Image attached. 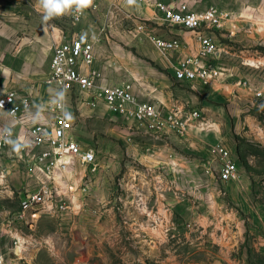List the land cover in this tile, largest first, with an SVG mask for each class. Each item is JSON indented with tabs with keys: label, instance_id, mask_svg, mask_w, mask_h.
<instances>
[{
	"label": "rangeland",
	"instance_id": "374dc122",
	"mask_svg": "<svg viewBox=\"0 0 264 264\" xmlns=\"http://www.w3.org/2000/svg\"><path fill=\"white\" fill-rule=\"evenodd\" d=\"M160 1L93 0L84 9L88 11V22L100 25L99 38L106 36L105 44L101 40L98 43L100 59L106 47L114 55V72L109 75L148 61L149 55L163 57L149 36L175 34L171 29L177 27L164 24L154 15V5ZM163 1L185 2L192 11L217 7L225 15V29L214 32L224 52L231 47L242 50L240 45L233 46L230 42L227 32L232 23L230 10L241 8L244 1L255 7L260 3V0ZM74 7L71 25H77L84 16L83 13L79 21H74ZM241 13H236V17L242 16ZM254 49L263 54L264 44H256ZM207 91L195 98L200 102L195 105L201 107L207 119L218 116L226 120V100ZM79 96L83 101L85 95ZM192 129L189 135L170 133L158 137L125 120L122 127L92 122L91 147L96 150L98 166L90 173L88 168L78 166L88 173L87 178L81 179L82 186L88 185L84 194L86 215L62 218L27 213L17 224L24 243L20 259L3 228L4 219L21 209L18 199L21 190L14 187L20 183L9 177L1 178L0 172V252L6 264H264V254L254 247L251 250L246 245L227 251L231 237L227 236V229L232 232L235 229L230 220L231 208L236 212L237 207L228 201L215 163L207 155L210 140L205 139L204 144L200 140L203 138L200 132L208 130ZM242 131L241 127L238 134L233 128L229 131L238 145L244 141ZM236 147L232 149L245 166L244 151L264 160V151L252 142L242 143V154ZM215 192L219 193L216 198L212 197Z\"/></svg>",
	"mask_w": 264,
	"mask_h": 264
},
{
	"label": "crops",
	"instance_id": "0c3cea01",
	"mask_svg": "<svg viewBox=\"0 0 264 264\" xmlns=\"http://www.w3.org/2000/svg\"><path fill=\"white\" fill-rule=\"evenodd\" d=\"M73 6L61 15H54L45 20L46 12L39 4V0H0V97L9 92H17L20 95L30 94L33 101L31 111L22 116L23 118L14 127L10 126V118L0 113V135L7 132L14 136H27L29 124L53 122L54 115L48 110V106L58 100L65 102L67 116L74 124L72 136L84 149H95L91 147L92 122L122 127L125 120L138 129H144L131 119L112 114L102 100H98L92 107L86 93L77 89L64 93L45 83L52 48L75 38L94 42L96 56L94 67L102 73V77L98 80L99 85L131 83L139 100L155 104L164 110L177 106L184 110L201 111V107L196 106L200 102L195 98L200 97L201 93L208 92L209 89L210 94L226 100L230 116L227 114L226 120L218 116L211 119L203 117L209 128L205 129L208 131L200 132L201 138L203 137L200 140H203L204 144V140L208 138L211 142L210 146L222 142L230 148L236 157L240 174L237 181L219 182L226 190L224 192L230 204L237 207L236 212L231 208L233 216L230 220L235 229L233 232L227 229L229 232L227 236L231 235L227 241V251L238 250L240 246L247 245L249 249L253 250L254 247L255 251L264 254V160L256 154H248L244 151L247 159L245 166L238 161L232 149L237 146L235 149L242 154V143L252 142L258 149L264 151V76L261 74L264 73V53L260 54L254 49L256 44H264V0H260L258 7L244 1L241 8L230 10L232 23L228 25L230 29L228 28L227 32H230L232 45H240L242 50L236 51L233 47L227 48L225 52L222 50L215 60L216 65L222 70V77L209 85H203L199 81H178L175 78L174 64L186 56L196 54L200 48L193 33L180 26H171L177 27L171 29L172 32L176 31L175 34L161 36L178 37L181 40L180 48L171 53L169 58L149 55L148 61L137 62L130 68L116 71L114 76L109 75L114 72V55L106 47L100 59L101 49L98 46L100 40L106 43L104 42L106 36L99 38L100 25L88 22L87 10H84V16L77 25L74 23L71 25ZM256 11L258 15L255 16ZM240 12L242 16L236 17V13ZM154 15L158 17L155 5ZM217 37L216 35L215 38ZM250 59L253 61L251 62ZM188 89L197 93L194 94L193 91L188 93ZM255 91H261L263 96L257 98ZM79 94L85 95V101L81 100ZM220 124H225V127L220 128ZM240 127L243 129L244 141L238 145L229 135V131L233 128V132L238 134ZM192 128L197 127H190L186 135L193 132ZM144 130L155 136L158 134V137L173 133ZM20 155L18 152L0 153V172L4 173L1 178L9 177L20 183L18 187L14 185L15 189L32 191L36 185L25 174L24 163L18 158ZM207 155L210 159L209 153ZM78 166L77 162L72 164L66 175L64 195L69 210L65 214L39 210L37 214L62 218L70 216L82 218L86 215L87 199L84 198L81 190L84 173L78 169ZM218 194V192L212 193V197L216 198ZM16 214L18 212L4 219L3 228L4 233L11 240L10 245H13L14 253L20 259L24 243L17 224L22 219L17 218ZM9 231H13L20 239L19 252L15 249Z\"/></svg>",
	"mask_w": 264,
	"mask_h": 264
},
{
	"label": "built area",
	"instance_id": "2783aa9c",
	"mask_svg": "<svg viewBox=\"0 0 264 264\" xmlns=\"http://www.w3.org/2000/svg\"><path fill=\"white\" fill-rule=\"evenodd\" d=\"M155 12L169 26H180L195 33L200 44L196 54L189 55L174 64V75L178 81H199L209 85L222 77V70L216 65V58L222 52L214 34L215 30H223L224 14L211 5L202 11H192L185 2H157ZM84 9H73V20L79 21ZM155 48L164 57L177 51L181 46L178 37L165 38L149 36ZM96 60L94 42L75 38L55 45L52 48L50 66L45 83L58 88L61 92L77 89L90 98V106L94 107L102 100L108 110L115 115L135 121L140 127L155 133L173 132L184 136L190 127L201 130L209 128L198 109L184 110L173 106L166 110L155 104L138 99L131 83L121 85H99L102 77L100 70L94 67ZM257 98L263 93L255 91ZM33 101L30 94L20 95L9 92L0 97V113L11 120V127L16 126L25 114L31 111ZM53 113L51 123L29 124L27 136H14L4 132L0 135V153L18 152V158L24 163L25 174L34 181L36 188L32 191L19 192L20 211L16 214L24 219L29 212L47 211L66 213L69 210L64 195L66 175L72 164L88 168L94 172L98 166L97 153L93 148H82L73 138V122L68 118L63 100L48 106ZM209 155L218 171L219 180L223 183L237 181L240 178L236 157L232 150L222 142L209 147ZM3 173V172H2ZM84 173L82 179L88 177ZM4 174V173H3ZM88 185L81 187L85 194ZM15 249L20 250V239L13 231H9ZM8 232V233H9ZM0 264L6 259L0 253Z\"/></svg>",
	"mask_w": 264,
	"mask_h": 264
},
{
	"label": "clouds",
	"instance_id": "9594fccd",
	"mask_svg": "<svg viewBox=\"0 0 264 264\" xmlns=\"http://www.w3.org/2000/svg\"><path fill=\"white\" fill-rule=\"evenodd\" d=\"M93 0H39V4L46 12L45 20L51 17L63 14L73 5L78 11H81L92 5ZM131 2V0H129Z\"/></svg>",
	"mask_w": 264,
	"mask_h": 264
}]
</instances>
